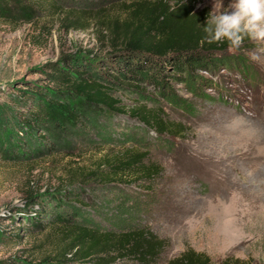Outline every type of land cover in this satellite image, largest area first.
Segmentation results:
<instances>
[{"label": "rangeland", "instance_id": "1", "mask_svg": "<svg viewBox=\"0 0 264 264\" xmlns=\"http://www.w3.org/2000/svg\"><path fill=\"white\" fill-rule=\"evenodd\" d=\"M188 1L206 16L212 7V0ZM228 2L223 0L225 6ZM59 4L67 7L63 0H10L4 5L0 16L1 106L18 83L40 80L39 68L46 61L71 52L102 57L119 40L109 27L90 17L65 19L55 10ZM116 8H111V17L119 13ZM253 52L261 56L259 62L250 59ZM216 57L221 60L217 67L197 69L191 77L180 73L171 85L172 94L150 83L145 90L151 95L147 97L145 91L141 98L181 127L180 134L169 136L152 130L146 133L140 126L144 133L133 139L134 145L148 151L147 160L161 169L145 188L133 183L126 189L130 197L140 199L131 223L146 226L165 241L154 264H164L186 247L204 252L214 263L233 257L264 264V42L245 39L238 50L226 46ZM64 119L62 111H55L52 121L60 124ZM127 125L138 124L127 115L116 116L96 136L107 141L104 147L114 146L116 131L128 132ZM5 133L0 132V259L11 255L37 258L62 245L52 235L45 241L46 230H38L25 218L26 195L62 189L69 170L90 163L97 155L86 150L84 137H73L58 125H50L46 135L66 136L71 143L48 152L35 150L34 140L26 145L6 141L9 134ZM22 146L28 148L26 153L38 154L25 158L18 153L24 150ZM26 209L27 214L33 211ZM95 223L114 228L102 214ZM17 227L18 242L8 236ZM117 264L134 263L128 257Z\"/></svg>", "mask_w": 264, "mask_h": 264}, {"label": "trees", "instance_id": "2", "mask_svg": "<svg viewBox=\"0 0 264 264\" xmlns=\"http://www.w3.org/2000/svg\"><path fill=\"white\" fill-rule=\"evenodd\" d=\"M9 1L0 0V16ZM63 4L67 7L59 4L55 10L65 19L90 17L98 25L109 27L119 40L102 57L71 52L48 60L39 68L40 80L12 87L4 107L0 105V132L9 134L6 141L26 145L34 140L35 150L48 152L71 143L66 136L46 135L50 125H58L73 137H84L86 150L97 156L69 170L62 189L28 193L24 199L26 212V208L36 206L30 214L24 213L25 218L38 230H46L45 241L52 235L62 246L37 258L11 255L0 259V264H117L128 257L134 264H154L165 241L146 226L131 223L140 199L138 195L130 197L126 189L133 183L145 188L161 169L147 160L148 151L134 145L133 139L144 133L140 126L147 129L146 133L152 130L169 136L180 134L181 127L141 98L150 83L172 94L171 85L179 80L180 73L191 77L197 69L217 67L221 60L216 54L227 44L208 42L206 13L188 0H63ZM116 6L119 15L111 17V8ZM146 92L147 97L151 95ZM55 111L64 113L60 124L52 121ZM119 115H127L138 125H127L128 132L112 127L118 141L104 147L107 141L96 135ZM25 150L28 148L18 149L25 158L38 154ZM108 208L113 212L107 213ZM99 214L114 228L99 227L95 223ZM18 229L8 235L17 242ZM164 264L253 263L233 257L214 263L204 252L186 247Z\"/></svg>", "mask_w": 264, "mask_h": 264}, {"label": "clouds", "instance_id": "3", "mask_svg": "<svg viewBox=\"0 0 264 264\" xmlns=\"http://www.w3.org/2000/svg\"><path fill=\"white\" fill-rule=\"evenodd\" d=\"M204 32L208 42L226 43L230 51L238 50L245 39L264 42V0H212L207 13ZM250 59L259 62L261 56L253 52Z\"/></svg>", "mask_w": 264, "mask_h": 264}]
</instances>
